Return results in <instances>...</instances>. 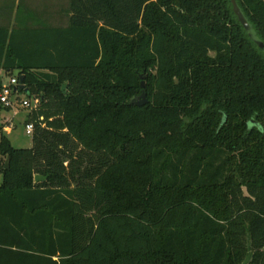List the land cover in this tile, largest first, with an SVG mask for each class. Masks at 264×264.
Masks as SVG:
<instances>
[{
    "label": "trees",
    "instance_id": "1",
    "mask_svg": "<svg viewBox=\"0 0 264 264\" xmlns=\"http://www.w3.org/2000/svg\"><path fill=\"white\" fill-rule=\"evenodd\" d=\"M237 2L264 44V0ZM63 9L0 25V90L41 99L32 148L0 127V264H264V48L232 3Z\"/></svg>",
    "mask_w": 264,
    "mask_h": 264
},
{
    "label": "crops",
    "instance_id": "2",
    "mask_svg": "<svg viewBox=\"0 0 264 264\" xmlns=\"http://www.w3.org/2000/svg\"><path fill=\"white\" fill-rule=\"evenodd\" d=\"M16 5L19 8L16 9ZM63 6L61 0H0V25L34 26L37 20L59 25L60 20L66 19Z\"/></svg>",
    "mask_w": 264,
    "mask_h": 264
},
{
    "label": "rangeland",
    "instance_id": "3",
    "mask_svg": "<svg viewBox=\"0 0 264 264\" xmlns=\"http://www.w3.org/2000/svg\"><path fill=\"white\" fill-rule=\"evenodd\" d=\"M65 1V0H64ZM19 8L16 5V9ZM2 80L4 83H9L11 77L19 76V72L15 71L13 76L2 72ZM28 96L24 93H20L19 101L26 100ZM35 97H32V103L35 102ZM39 98V97H38ZM40 103L36 109H26L22 107L16 100L13 99L14 107L10 110H5L0 114V127H3L4 133L10 139L12 145L17 149H30L33 147V138L32 135L26 133V125L30 119V115L35 110H39L41 107V99L39 98ZM31 121V120H30ZM245 264H250L246 262Z\"/></svg>",
    "mask_w": 264,
    "mask_h": 264
},
{
    "label": "water",
    "instance_id": "4",
    "mask_svg": "<svg viewBox=\"0 0 264 264\" xmlns=\"http://www.w3.org/2000/svg\"><path fill=\"white\" fill-rule=\"evenodd\" d=\"M232 5H233V11L234 13L237 15L240 23L242 24V26L244 27V29L246 30L248 36L250 37V39H252L257 45H259L261 48H263V43L260 40V38L258 37L253 25L250 23L249 19L246 17L245 13L243 12L242 8L240 7L239 3L237 2V0H229ZM141 88H142V93L141 95H139L138 97H136L135 99H133V101L131 102V104L136 105L138 107H143L145 105H147L149 103V99H148V95L146 92V83H145V79H144V75H141ZM20 89L24 90V76L20 77ZM66 85H63L62 89L66 90ZM25 93H29L28 90L25 89ZM6 165H9V160H7ZM45 178L42 176H36V181H44Z\"/></svg>",
    "mask_w": 264,
    "mask_h": 264
},
{
    "label": "built area",
    "instance_id": "5",
    "mask_svg": "<svg viewBox=\"0 0 264 264\" xmlns=\"http://www.w3.org/2000/svg\"><path fill=\"white\" fill-rule=\"evenodd\" d=\"M19 86H20V78L19 76H13L10 79L9 83H3L2 88L0 90V103L5 108L12 109L14 107L13 99L16 100L22 107L26 109H36L40 103L39 98H34L35 102L32 103L31 98H27L26 100L19 101L20 93H19ZM35 130L34 123H28L26 125V133L28 135H33Z\"/></svg>",
    "mask_w": 264,
    "mask_h": 264
},
{
    "label": "flooded vegetation",
    "instance_id": "6",
    "mask_svg": "<svg viewBox=\"0 0 264 264\" xmlns=\"http://www.w3.org/2000/svg\"><path fill=\"white\" fill-rule=\"evenodd\" d=\"M259 37V36H258ZM263 43V42H262ZM263 48H264V44H263Z\"/></svg>",
    "mask_w": 264,
    "mask_h": 264
}]
</instances>
